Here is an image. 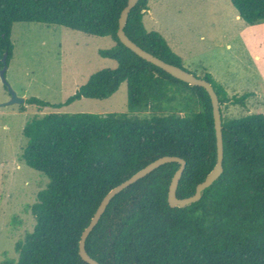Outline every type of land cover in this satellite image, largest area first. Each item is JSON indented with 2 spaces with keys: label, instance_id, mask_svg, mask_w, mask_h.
I'll return each instance as SVG.
<instances>
[{
  "label": "trees",
  "instance_id": "16d2710c",
  "mask_svg": "<svg viewBox=\"0 0 264 264\" xmlns=\"http://www.w3.org/2000/svg\"><path fill=\"white\" fill-rule=\"evenodd\" d=\"M247 24L264 20V0H230ZM127 0H0V69L8 65L14 23L57 25L114 45L98 51L117 67L92 74L62 104L31 97L27 105L60 109L76 100L111 97L126 85L127 109L163 111L164 103L188 90L200 110L186 115L49 113L22 130L24 164L48 179L30 211L34 227L15 249L16 264H87L78 254L83 230L102 198L140 169L164 156L185 161L176 196L194 194L216 163V137L210 99L142 60L117 38ZM149 0H138L124 27L138 47L186 70L155 31H146ZM188 71V70H186ZM189 72V71H188ZM193 74L192 72H189ZM196 76L195 74H193ZM219 105L240 104L249 94L228 97L209 74ZM223 172L201 199L171 208L167 193L179 165L167 163L117 194L85 240L87 254L99 264H264V114L222 118Z\"/></svg>",
  "mask_w": 264,
  "mask_h": 264
},
{
  "label": "rangeland",
  "instance_id": "374dc122",
  "mask_svg": "<svg viewBox=\"0 0 264 264\" xmlns=\"http://www.w3.org/2000/svg\"><path fill=\"white\" fill-rule=\"evenodd\" d=\"M148 9L143 15L146 31L159 33L186 70L199 78L209 74L229 98L250 95L240 104H222L223 119L264 114V20L247 24L230 0H149ZM11 42L5 79L25 100L34 97L62 104L92 74L117 67L98 54L114 45L110 37L89 36L57 25L14 23ZM9 99L0 79V264L17 263L15 245L33 231L30 207L48 184L45 176L21 159L26 145L22 130L28 121L49 113H117L139 119L200 110L195 96L182 90L164 103L161 112L150 108L128 111L125 83L111 97L82 98L60 109L25 103L1 106Z\"/></svg>",
  "mask_w": 264,
  "mask_h": 264
},
{
  "label": "water",
  "instance_id": "95a60500",
  "mask_svg": "<svg viewBox=\"0 0 264 264\" xmlns=\"http://www.w3.org/2000/svg\"><path fill=\"white\" fill-rule=\"evenodd\" d=\"M137 2L138 0H127L126 5L122 9L120 16H119L117 38L124 47L129 49L131 52H133L135 55H137L142 60L154 65L155 67H158L159 69H161L168 75L172 76L173 78L183 83H186L187 85L191 87H201L205 90V92L209 96L211 107H212V117H213L215 137H216V163L214 167L212 168V170L209 172V174L205 177V179L196 186L194 194L190 197L183 198V199H179L176 196V191H177L179 180L185 169L186 163L184 160L178 157H173V156H164L159 159H156L155 161L151 162L144 168L137 171L135 174H133L130 178H128L121 184L112 188L100 201L93 217L91 218L87 227L83 230L80 236V239H79L78 254L81 260L87 264H99V263L95 261L94 259H92L87 254L85 250L86 238L88 237V235L91 233L93 228L96 226V224L100 220L102 214L106 210V207L108 206L111 199H113L117 194H119L121 191L126 189L128 186L144 178L150 172H152L153 170L157 169L158 167L164 164L177 163L179 167L171 178V182L169 184L168 193H167V202L171 208H175V207L184 208L193 203L198 202L201 199L202 193L204 192V190L210 187L212 183L216 181L223 172L222 116H221L218 96L215 93L213 86L206 80L199 78L197 76H194L193 74L189 73L188 71L184 69H181L174 65L163 62L162 60L158 59L157 57L151 55L150 53L138 47L135 43H133L126 36L124 32V27L127 21V17H128L130 10L136 5ZM2 61H3V66L0 69V79H1L2 84L5 86L10 96V99L9 101H7L1 106H9L13 104L25 103V99L18 97L5 79V73L8 68L5 62V55Z\"/></svg>",
  "mask_w": 264,
  "mask_h": 264
},
{
  "label": "crops",
  "instance_id": "0c3cea01",
  "mask_svg": "<svg viewBox=\"0 0 264 264\" xmlns=\"http://www.w3.org/2000/svg\"><path fill=\"white\" fill-rule=\"evenodd\" d=\"M240 18V17H239Z\"/></svg>",
  "mask_w": 264,
  "mask_h": 264
}]
</instances>
